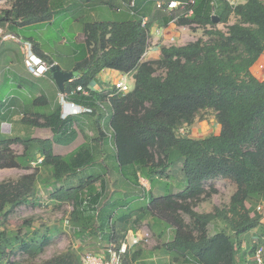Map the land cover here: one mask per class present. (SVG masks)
I'll use <instances>...</instances> for the list:
<instances>
[{"label": "trees", "instance_id": "1", "mask_svg": "<svg viewBox=\"0 0 264 264\" xmlns=\"http://www.w3.org/2000/svg\"><path fill=\"white\" fill-rule=\"evenodd\" d=\"M157 1L12 0L10 7L0 6V28L10 33L43 30L59 15L81 27L82 55L69 69L75 74L66 81L64 92H74L78 86L89 92L76 91L69 99L93 108L81 114L91 115L89 125L94 131L93 135L86 133L88 124L75 117L81 114L62 118L61 103L44 113L29 109L22 113V123L49 128L52 137L6 136L0 128V169L34 168L17 181L0 182V264H20L8 260L15 249L36 257L49 244L53 232L49 228L32 229L31 221H25L20 229H1L17 206L38 200L41 186L51 198L73 203L70 219L81 237L91 231L120 244L125 238H119L115 221L126 230L137 231L138 225L151 219V229L163 238V251L172 254L175 263H250L247 255L255 253L257 244L251 240L249 251L242 250L244 235L264 229V214L257 211L264 201V78L259 79L251 70L264 54V0H244L236 6L226 0H195L193 14L181 17L177 24L201 26L208 37L162 45L158 58L145 59L154 24L168 26L179 11H168V2L159 6ZM92 11H97L96 16ZM111 11L116 12L115 19ZM214 16L226 24V30L217 27ZM232 16L237 18L234 23H230ZM144 17L147 21L143 25ZM36 37L26 36L33 39L35 52L48 59L49 65L58 64L43 52L45 40ZM106 68L131 74L134 87L128 92L114 86L107 91L93 90L92 84L99 81V74ZM47 73L53 79L50 69ZM34 103L48 104V99L40 95ZM208 110L215 112L221 125L219 133L198 138L180 131L191 127ZM106 124L112 129L111 159L124 180L137 185L141 177L149 179L157 173L158 178L179 153L187 180L185 188L153 197L148 206L129 209L114 219L115 211L128 207L131 200H112L100 207L103 192L78 177L84 168L97 162L99 149H105ZM79 132L84 142L66 154L57 152L55 145L68 146ZM15 142L24 146L22 153L14 150ZM103 165V173L90 174L89 180L103 179L109 169L108 163ZM218 178L228 179L236 187L229 203L215 206L213 211H197L195 207L201 201L218 191L214 185L206 188L205 182ZM101 182L105 190L106 180ZM216 220L224 221L229 231L210 234L209 225ZM262 241L259 239L260 244ZM135 246L131 261L137 262L142 260L143 249ZM129 253L124 257L125 264H131ZM46 264H81V260L75 253H65Z\"/></svg>", "mask_w": 264, "mask_h": 264}, {"label": "rangeland", "instance_id": "2", "mask_svg": "<svg viewBox=\"0 0 264 264\" xmlns=\"http://www.w3.org/2000/svg\"><path fill=\"white\" fill-rule=\"evenodd\" d=\"M169 2L170 0H158L157 2ZM12 0H0V6L10 7ZM97 11H92L95 14ZM117 16L116 12L111 11V18L115 19ZM237 21L235 16L231 17L230 23ZM71 18H63L59 15L56 17L52 24L47 25L43 30L40 31H12L11 34L14 37L0 38V128L1 131L6 136H24L32 135L35 137H52L53 132L49 128L43 127H31L26 123H22L21 119L24 115L15 114L14 111V99L16 97H23L25 104L28 109H37L39 113H44L50 110L47 104L34 103L35 99L40 95H45L48 99V104L53 106L58 103L61 98L59 95L58 87L55 83H52L48 78L47 74L44 77L37 78L27 69L25 63V55L22 50V42L25 40H30L34 43L33 39L26 38V36L36 37L35 40H45V45L42 48L43 52L48 56L54 57L61 68H68L70 64H73L80 55H82V42L84 40V35L81 27L74 21L72 23ZM217 27L226 30L227 26L224 23H218ZM188 29H183L176 25L172 31L168 32V35L163 36L154 43L153 38H150L149 46L161 45H171V44H182L187 43L192 40H196L199 37L207 38L205 34V29L201 26L194 25L193 28L187 27ZM184 31L185 35H178L177 32ZM10 34V30L7 28L3 29V35ZM175 39L172 41L171 37ZM19 38V39H18ZM20 40V41H19ZM161 40V41H160ZM158 41H160L158 43ZM158 43V44H157ZM43 46V45H42ZM147 54V53H145ZM146 56V55H145ZM45 59V58H44ZM154 59V58H152ZM48 63L49 60L45 59ZM252 72L259 79L264 78V54L261 56L259 61L252 67ZM69 71V69H67ZM158 72H162L159 69ZM52 79L51 75L48 74ZM121 77V76H120ZM53 80V79H52ZM117 81H113L111 86ZM127 83L132 89L134 87V78L129 75L127 76ZM115 87V85H114ZM51 102V103H50ZM108 101L104 102V106L107 107ZM110 110V107H109ZM14 113V114H13ZM32 116V114H27ZM205 116L196 120V122L191 126H186L187 134L194 137H204L211 133H219L221 125L218 123L215 112L213 110H208L204 114ZM8 116L9 118L2 121V118ZM39 121H43L41 117L38 118ZM110 122L108 118V123ZM107 125V127H106ZM105 125L104 134L106 136L105 140L108 142L106 148L99 149L96 156V163L91 166L84 168L78 177L84 178V183L87 181L92 182V184L97 188V190L103 192L102 204H106L112 200L120 201L128 197L131 200L128 207H120L115 211L114 219H116L122 213L128 211L129 209H134L138 207L148 206L150 200L153 197H158L169 192H176L185 188L187 185V180L184 177V173L181 169L182 160L180 154L179 158H174L170 167L165 170L163 175L153 173L149 179L141 177L137 185L128 183L122 178V176L117 172L115 164L111 157L114 155L113 150V136L112 129ZM12 128V129H11ZM86 133L88 135H93V129L88 124L85 127ZM185 129V128H184ZM82 140V135L76 140L71 146L55 145L57 152L60 154H66L70 152L73 146H75L78 141ZM13 148L16 152L22 153L24 146L20 142H15ZM105 163H108V173L103 175V179L106 180V189H101L102 180L92 178L89 180L88 176L90 174L96 175L97 173H103V167ZM34 168H3L0 169V182L1 181H17L22 175L31 173ZM77 176L74 178V182H79ZM152 185V186H151ZM214 185L218 191L212 195L208 200L201 201L195 209L199 212H209L213 211L215 206L223 207L227 205L230 201V197L235 191V185L228 179L218 178L215 180H210L205 182L206 188ZM146 187V189H145ZM87 189H85L86 191ZM38 200H32L31 202L17 206L14 211L5 219V223L1 226L3 231L16 230L22 227L25 221H31L32 229H40L46 231L49 228L53 232V236L49 241V244L44 248V250L38 254L36 257H31L22 250L15 249L10 252L8 260L19 262L20 264H46L49 260L58 257L59 255L65 253H75L81 257L82 254L86 252H98L102 249L108 241L101 238V234H94L89 231L82 235V237L74 231V224L71 222V211L73 210V203L59 202L50 197V192L41 186L40 192L37 195ZM87 197V195H84ZM261 209L257 208V211H261L264 214V206L262 203L259 204ZM186 221H190V216L184 214ZM68 220V223L66 222ZM264 220V219H263ZM152 223L151 219L145 220L142 224L138 225V230L134 231L128 227L121 225L118 221L114 222V229L120 231L119 238L124 237L131 245L129 251V261L131 264H178L173 262L172 254H167L163 251L162 240L156 232L151 229ZM133 223V219L130 220ZM227 230L229 231L226 223L222 220H216L209 225V232L213 234L217 231ZM259 236H264V229L258 230ZM250 232L244 235L243 240L245 243L249 240ZM117 239V238H116ZM134 239L136 242H134ZM262 244L264 245V239L261 238ZM243 245L245 244L242 241ZM134 245V246H133ZM139 245L143 249L142 260L137 262L131 261V253L133 252V247ZM247 248V251H249ZM243 249V248H241ZM253 256L248 254V257ZM236 257H239V252L236 253ZM264 257V253H263ZM181 264H194V263H181ZM249 264H256L254 260H250Z\"/></svg>", "mask_w": 264, "mask_h": 264}, {"label": "built area", "instance_id": "3", "mask_svg": "<svg viewBox=\"0 0 264 264\" xmlns=\"http://www.w3.org/2000/svg\"><path fill=\"white\" fill-rule=\"evenodd\" d=\"M230 5L236 6L237 4L243 2L244 0H226ZM195 0H170L165 7L166 10L172 11L173 9H179L178 14L174 16L170 23L176 24L181 17L188 18L193 14V4ZM159 6L162 4V1L158 2ZM143 25L146 23L147 18H143ZM159 35L162 37L165 35V27L161 28L158 31ZM14 37L13 34H5L3 35V28H0V38ZM19 39V38H18ZM175 38L172 36L171 40L173 41ZM20 41V40H19ZM22 50L25 55V63L26 66L34 76L39 77L44 75L48 69L51 68L52 65L46 62V60L38 55L34 50V45L30 40H25L22 42ZM146 55V54H145ZM127 76L129 74H122L121 78L114 84L115 88L119 91L128 92L130 91V87L127 83ZM113 85V86H114ZM76 91H81L83 94H88L89 92L85 90L82 86H78ZM74 91V92H76ZM74 92H60V103L62 106L61 116L62 118H67L72 115H78L84 112H92L93 108L85 106L83 104H79L74 100L69 99V95ZM112 95V93L110 94ZM180 131L185 132L184 128H181ZM146 189V187H145ZM259 210L261 206L257 207ZM68 223V220H66ZM74 228V227H73ZM75 229V228H74ZM134 242L135 241L134 239ZM254 243L257 244L255 253L253 254V260L256 264H264V245L259 243V238H254ZM131 245L127 240H123L120 244H117L115 240H111L108 242L99 252H86L81 255L80 260L81 264H125L124 257L129 252Z\"/></svg>", "mask_w": 264, "mask_h": 264}, {"label": "crops", "instance_id": "4", "mask_svg": "<svg viewBox=\"0 0 264 264\" xmlns=\"http://www.w3.org/2000/svg\"><path fill=\"white\" fill-rule=\"evenodd\" d=\"M176 25H178V24H169L168 26H166L165 27V35H168L167 33L169 32H173V33H175V31H172L173 30V28L176 26ZM179 27H181L182 28V30L183 29H188V28H186V26H180V25H178ZM188 27V26H187ZM161 28H164V27H160L158 24H154V26L152 27V30H151V38H153V40H154V43L155 42H157V40H159V33H158V31L161 29ZM181 29H180V31H178L177 32V34L178 35H185V33H184V31H182ZM161 41V40H160ZM160 41H158V43L160 42ZM157 43V44H158ZM182 44H185V43H182ZM161 44H158V45H155L154 47L153 46H149V48H148V50H147V54H146V56H145V59H152V58H154V59H156V58H158L159 56H160V54H161V52H160V49H161ZM72 67V64H70L69 66H68V68H62V69H64V70H66L67 71V69H70ZM28 69V68H27ZM47 74V75H46ZM47 76V78L52 82V83H55V81L54 80H52L50 77H49V75H48V73L46 72L44 75H42V76H39V77H37V78H40V77H44V76ZM120 76H122V73L120 72V71H117V70H113V69H108V68H106V69H104L100 74H99V76H98V78H99V81H96V82H94L93 84H92V89L93 90H97V91H107L108 90V88L111 86V83L113 82V81H118L121 77ZM56 84V83H55ZM59 90V89H58ZM59 95H60V91H59ZM14 105L15 106H12V107H14V109H15V111H14V113L15 114H19V115H23L22 113H24L25 111H27L28 110V107L26 106V104H25V100H24V98L23 97H16L15 96V99H14ZM51 103V102H50ZM58 103H60V99H59V101H58ZM50 108H52V104H47ZM29 111L30 112H32V113H39L40 111L37 109V111L35 110V109H33V110H30L29 109ZM13 113V114H14ZM106 113H107V115H108V109L106 110ZM75 117H77L78 119H80V120H84L85 121V123L86 124H89L90 123V120H91V115H89V114H81V115H79V116H75ZM108 118V117H107ZM75 126H76V124H75ZM82 135V140L81 141H78V143L75 145V146H73L72 147V149L70 150V151H72L74 148H76L79 144H81L82 142H84V140H85V138H84V135H83V133L82 132H79L78 133V136H77V138H76V140H78V138L80 137ZM75 140V141H76ZM74 141V142H75ZM74 142H72L71 144H69L70 146L74 143ZM68 145V146H69ZM108 144H105V148H106V146H107ZM260 203H262V206H264V201L263 202H260ZM259 203V204H260ZM258 204V206H260ZM257 206V207H258ZM258 230H260L259 228H256V229H253L250 233V237H249V240L245 243V241L243 240V242L245 243L244 245H243V243H242V245H241V248H243L242 250H247V248H248V243L249 242H251V240H252V242H253V239L254 238H259V239H261V238H263L264 239V236H259V233H258ZM251 247V246H250ZM250 249V248H249ZM99 252V251H98ZM247 257H248V255H247ZM253 260V256H251V257H249V258H247V260ZM247 264H249V263H247Z\"/></svg>", "mask_w": 264, "mask_h": 264}, {"label": "water", "instance_id": "5", "mask_svg": "<svg viewBox=\"0 0 264 264\" xmlns=\"http://www.w3.org/2000/svg\"><path fill=\"white\" fill-rule=\"evenodd\" d=\"M213 21L215 23H219L220 19L218 16H214ZM50 70L59 91L64 92L66 81L74 78V71H66L62 69L58 64H54L53 66H51Z\"/></svg>", "mask_w": 264, "mask_h": 264}, {"label": "clouds", "instance_id": "6", "mask_svg": "<svg viewBox=\"0 0 264 264\" xmlns=\"http://www.w3.org/2000/svg\"><path fill=\"white\" fill-rule=\"evenodd\" d=\"M146 18H147V17H146ZM177 23H178V22H177ZM177 23H176V24H177ZM170 24H171V23H170ZM159 38H161V36H159ZM146 53H147V52H146ZM56 64H57V63H56ZM129 75H131V74H129ZM131 76H132V75H131ZM132 77H133V76H132ZM110 87H112V86H110ZM110 87H109V88H110ZM110 94H111V93H110ZM110 94H109L108 96H111Z\"/></svg>", "mask_w": 264, "mask_h": 264}]
</instances>
